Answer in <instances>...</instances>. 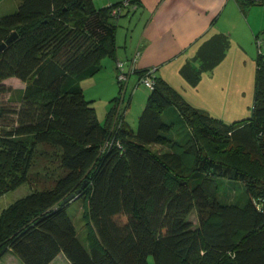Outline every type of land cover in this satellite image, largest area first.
<instances>
[{"label":"trees","instance_id":"obj_1","mask_svg":"<svg viewBox=\"0 0 264 264\" xmlns=\"http://www.w3.org/2000/svg\"><path fill=\"white\" fill-rule=\"evenodd\" d=\"M16 1L0 17V43L16 32L0 49V196L29 188L0 211V259L11 250L24 264H49L60 252L70 264H264V55L248 117L226 123L154 75L135 128L112 130L114 108L100 123L79 82L113 55L122 12L111 11L123 0ZM228 44L214 35L201 49L210 58L182 75L195 85ZM171 105L192 137L153 151L173 125L161 117ZM51 155L55 171L41 160ZM223 179L243 183L244 205L218 200ZM80 198L88 249L66 211Z\"/></svg>","mask_w":264,"mask_h":264},{"label":"crops","instance_id":"obj_2","mask_svg":"<svg viewBox=\"0 0 264 264\" xmlns=\"http://www.w3.org/2000/svg\"><path fill=\"white\" fill-rule=\"evenodd\" d=\"M114 1L101 0L100 6ZM251 5H240L237 0H136L125 7L115 21L113 55L103 57L98 71L94 73L107 71L111 74L115 88L118 87L115 68L117 60L123 62L127 74L123 94L117 100L119 108L116 107V101L115 105L110 103L105 109V117L108 110L114 108V114H117L122 126L131 127L126 121V111L133 95H140V76L150 67L155 68V76L176 89L189 104L209 115L216 108L235 109L240 106L242 102L235 87L228 88L226 84L218 87L220 83L216 84L215 81L217 78L229 77L228 80L232 82L248 65L247 54L251 57L249 65L255 76L259 52L258 31L264 28V13L255 11ZM217 34L228 37L225 54L211 69L201 70L198 82L192 85L182 75L181 68L191 64L195 69H200L201 62L206 57L210 58V54L201 53L203 44ZM195 95L199 97L195 98ZM144 105L145 102L138 110L136 123ZM95 112L100 123L105 121L103 115H98L96 108ZM4 195L6 193L0 198ZM57 259L60 263H56ZM0 264L24 263L8 250L1 257ZM49 264L70 262L60 252Z\"/></svg>","mask_w":264,"mask_h":264},{"label":"rangeland","instance_id":"obj_3","mask_svg":"<svg viewBox=\"0 0 264 264\" xmlns=\"http://www.w3.org/2000/svg\"><path fill=\"white\" fill-rule=\"evenodd\" d=\"M101 3H102L101 0H94V4L97 7H99ZM250 4H253L251 6L255 8V11H258L259 13H264V3H258V4L250 3ZM17 5L18 2L16 0L0 1V17L6 14L13 13L17 9ZM258 34H259V38L257 40L259 41L258 50L260 53H264V28H261V30L258 31ZM256 44H257L256 46H258V43ZM246 59L248 65L243 71L239 72L240 73L239 76L238 74L235 76L234 78L235 81L232 80L231 82V80H228L229 77H226L224 79L217 78L215 81L216 84L220 83L218 87H224L225 84L226 87L228 88L234 89L235 87L236 89L235 92L236 93L238 92V95L242 102L241 105L235 109L224 108L220 110L216 108L215 111H212V113H210V115L212 116L216 115L218 117H222L221 119H223L224 122L226 123H229L234 119H241L251 115L255 76H254V70L252 71L249 65L251 57L248 54L246 55ZM10 83L12 85H15L14 80H11L9 84ZM79 83L84 93L85 99L90 101L89 104L92 107H94V109L95 108L97 109L98 115L101 116L103 115L104 117H105L104 115L105 109L106 107L108 108V105L113 102L112 99L118 93L120 97L123 94L124 84L121 86L123 87L122 89L120 88L121 90H119V87L115 88V85H112L113 81L111 79V74H109L107 71H100L99 73H96L91 77L83 78L80 80ZM173 83L177 85L176 82L173 81ZM139 86H140L139 88L140 95H138V93L133 95L131 104L128 106V109L126 111V121L131 125V128H135L138 110L140 109V106L143 104V102H146L148 94L150 93V89L146 87L144 84L141 83ZM129 92L130 91H128L127 95L129 94ZM194 97L195 98L199 97V95L198 96L195 95ZM115 104L116 107L118 106L119 108V102L116 101ZM161 117L163 121H165L167 124L172 123L173 125L171 124L172 127H170L169 130H166L164 133L165 139L167 141L165 140L163 142H157L149 146L150 149H152L153 151L162 152L169 150L171 141L173 140L184 141L185 139L192 137L191 129L187 126L184 117L182 118V116L174 106L171 105L166 111L162 112ZM111 123H112L111 126L112 130L114 128L116 130L118 126L122 125L121 121L118 120L117 114H114V119L112 120ZM52 156L53 155L49 157L50 158L49 160L47 159L48 157L45 156L41 158V160L45 161L46 163L49 161L48 163H50V161L53 160ZM51 163L52 164L49 165V169L51 171H55L54 168L56 165L54 161H51ZM28 188L29 185L24 184L15 190L7 192L6 195L0 198V211L2 208L7 206L10 202L15 200L16 198L23 196L25 192L28 191ZM217 198L219 201L222 202H235L240 205H244L247 201V196L244 190L243 183L237 180L223 179V181H220ZM83 202L84 201L81 198L71 201V203L68 204L66 211L74 223L78 239L84 245V247L88 249V242L86 237V225L82 218L83 204H84ZM190 220H192L195 226L198 225V220L195 211L191 213ZM148 261L149 264H154V260L152 257H149ZM56 263H60V260L57 259Z\"/></svg>","mask_w":264,"mask_h":264},{"label":"built area","instance_id":"obj_4","mask_svg":"<svg viewBox=\"0 0 264 264\" xmlns=\"http://www.w3.org/2000/svg\"><path fill=\"white\" fill-rule=\"evenodd\" d=\"M245 1H250L253 3H264V0H245ZM128 2L129 0H123L118 6H115L112 9L111 14L119 15L123 11V9L126 7V5L129 4ZM115 68H116L117 81L119 82L120 86H122L127 80V74L124 71L123 62L120 60H117L115 63ZM154 71H155L154 67H150L146 69L145 75L141 76L139 79V82L144 84L149 89H152L154 85V81L152 78L154 76Z\"/></svg>","mask_w":264,"mask_h":264},{"label":"water","instance_id":"obj_5","mask_svg":"<svg viewBox=\"0 0 264 264\" xmlns=\"http://www.w3.org/2000/svg\"><path fill=\"white\" fill-rule=\"evenodd\" d=\"M15 36H16V32H12V33L6 38L5 41H3V42L0 43V49L3 48L6 44H8V43H9V42H10ZM83 186H84V185L82 184V187H83ZM79 190H80V189H77L76 192H79ZM74 195H75V192L69 194V195L63 200L62 204L65 203V202H67V201L70 200L71 198H74Z\"/></svg>","mask_w":264,"mask_h":264}]
</instances>
